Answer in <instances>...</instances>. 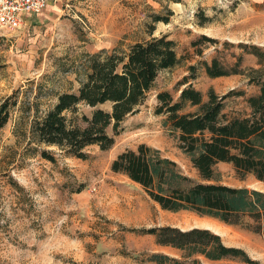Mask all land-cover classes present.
Listing matches in <instances>:
<instances>
[{
  "label": "rangeland",
  "instance_id": "obj_1",
  "mask_svg": "<svg viewBox=\"0 0 264 264\" xmlns=\"http://www.w3.org/2000/svg\"><path fill=\"white\" fill-rule=\"evenodd\" d=\"M156 14L170 22L154 23ZM152 26L155 31L149 35ZM163 34L177 41L184 58L158 76L139 111L123 122L124 131L112 149L90 146L83 160L61 154L55 146L28 144L34 119L55 103L54 94L79 88L76 73L66 69L81 53L127 47ZM196 39L201 55L191 46ZM253 46L264 52V0H240L237 5L231 0H50L44 12L27 18L18 32L0 30V104L6 98L17 102L0 129V264H156L147 257L163 249L155 235L142 230L163 225L210 228L225 244L245 249L264 264L262 233L195 212L165 210L141 185L111 170L119 152L146 142L177 162L183 174L202 181L164 125V116L155 113L156 94L167 90L178 99L184 87L180 82L195 64L196 75L189 81L205 99L210 89L227 94L223 111L230 117L249 116L248 99L259 92L251 78L264 73V60ZM213 59L226 75H208L203 64ZM81 111L90 109L83 105ZM43 148L54 152L57 161L42 158ZM216 171L215 182L264 191L263 182L254 176L242 178L231 163H218ZM173 254L180 258L182 252ZM203 261L250 264L237 258Z\"/></svg>",
  "mask_w": 264,
  "mask_h": 264
},
{
  "label": "trees",
  "instance_id": "obj_2",
  "mask_svg": "<svg viewBox=\"0 0 264 264\" xmlns=\"http://www.w3.org/2000/svg\"><path fill=\"white\" fill-rule=\"evenodd\" d=\"M231 1L237 5L240 0ZM169 13L172 15L173 11ZM153 21L170 22L169 17L158 14ZM154 31L152 26L148 34ZM203 38L217 42L207 35ZM199 42L192 40L191 46L201 55ZM252 48L264 60V52L257 46ZM183 58L177 51V41L166 34L142 39L127 47L117 45L95 53H81L79 60L66 69L76 73L79 88L54 94L55 103L34 119L28 144L55 146L59 153L83 160L88 158L90 146L105 151L112 149L116 137L124 131L123 122L139 111L158 76L181 63ZM203 65L214 78L228 73L217 59L211 63L204 61ZM189 66L190 76L195 77L197 66ZM190 76L181 80L180 87H184L180 88L178 99L167 90L156 94L155 113L164 116V125L177 138L202 181L183 174L177 162L146 142L119 152L111 163V170L141 185L165 210H185L229 224H245L253 232L264 235V191L214 181L218 175L216 166L224 161L231 163L242 178L254 176L264 183V73L251 78L259 86V92L248 99L252 114L245 117H230L223 111L227 94L219 96L210 89L209 98L205 99L189 81ZM16 104V101L11 104L8 98L0 104V129L9 122L11 107ZM104 104H110L111 108L105 109ZM83 105L90 109L89 113L81 111ZM190 106L194 109L187 111ZM39 153L50 162L57 161L49 149L43 148ZM142 233L155 235L158 244L170 245L182 252L180 258L153 252L147 259L157 264H205L203 259L225 258L260 264L245 249L225 244L221 235L210 228L163 225Z\"/></svg>",
  "mask_w": 264,
  "mask_h": 264
},
{
  "label": "built area",
  "instance_id": "obj_3",
  "mask_svg": "<svg viewBox=\"0 0 264 264\" xmlns=\"http://www.w3.org/2000/svg\"><path fill=\"white\" fill-rule=\"evenodd\" d=\"M50 0H0V30H21L26 19L44 12Z\"/></svg>",
  "mask_w": 264,
  "mask_h": 264
},
{
  "label": "crops",
  "instance_id": "obj_4",
  "mask_svg": "<svg viewBox=\"0 0 264 264\" xmlns=\"http://www.w3.org/2000/svg\"><path fill=\"white\" fill-rule=\"evenodd\" d=\"M160 248H162L163 250H162V252L163 253H166V254H168V255H170V256H177L176 254H173V253H177V254H179V252H180V250H178V249H176V248H174V247H172V246H170V245H160V244H158V243H156ZM171 251V252H170ZM157 252H160V251H157ZM179 256V255H178ZM206 261L208 262H210L211 260H207L206 259ZM212 261H214V260H212ZM150 262H153V261H150ZM155 263V262H154ZM157 264V263H156Z\"/></svg>",
  "mask_w": 264,
  "mask_h": 264
}]
</instances>
